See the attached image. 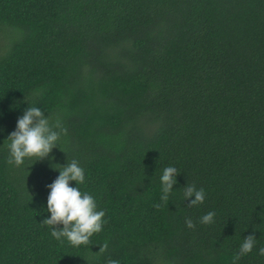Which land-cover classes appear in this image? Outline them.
<instances>
[{"label":"trees","instance_id":"obj_1","mask_svg":"<svg viewBox=\"0 0 264 264\" xmlns=\"http://www.w3.org/2000/svg\"><path fill=\"white\" fill-rule=\"evenodd\" d=\"M24 97L66 133L31 165L0 144V264H233L249 234L235 264H264V0H0V143ZM72 159L106 219L78 247L41 223Z\"/></svg>","mask_w":264,"mask_h":264},{"label":"clouds","instance_id":"obj_2","mask_svg":"<svg viewBox=\"0 0 264 264\" xmlns=\"http://www.w3.org/2000/svg\"><path fill=\"white\" fill-rule=\"evenodd\" d=\"M39 94V89L33 90V96ZM24 100L27 107L17 117L14 129L8 133L3 143H0L7 148L6 162L13 166H20L25 161H29L28 165H31L46 157L52 160L53 157L49 156V153L54 147L59 146L61 137L66 133V128L59 117L50 120V115H45L46 112L40 106L30 103L25 97ZM2 131L3 129H0V132ZM50 167L58 171V175L46 185L49 190L46 211L49 215L41 223L50 226V235L54 239H64L74 247L86 244L93 234L102 230L106 222L105 210L98 208L92 194L82 192L78 187L85 182V172L77 160H67L63 165L51 163ZM178 173L174 165H167L161 169L158 176L160 202H153L155 208H159L162 202L169 199L174 190L173 185L177 183ZM71 181H74L75 185L70 184ZM205 195L204 189L197 188L194 184L186 183L183 186V199L188 201V205L202 203ZM213 217L214 212L209 210L199 217V223H211ZM185 224L188 228L194 227L190 218H186ZM57 225L60 227H56ZM255 245L256 238L252 234L241 238L238 250L232 258L233 264L241 256L251 252ZM257 252L264 255V246L258 247ZM106 264H120V261L108 259Z\"/></svg>","mask_w":264,"mask_h":264}]
</instances>
